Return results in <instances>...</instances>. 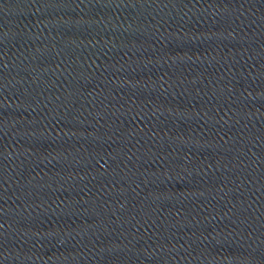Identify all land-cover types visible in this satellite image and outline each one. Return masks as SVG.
Instances as JSON below:
<instances>
[{"label":"water","instance_id":"1","mask_svg":"<svg viewBox=\"0 0 264 264\" xmlns=\"http://www.w3.org/2000/svg\"><path fill=\"white\" fill-rule=\"evenodd\" d=\"M0 264H264V0H0Z\"/></svg>","mask_w":264,"mask_h":264}]
</instances>
